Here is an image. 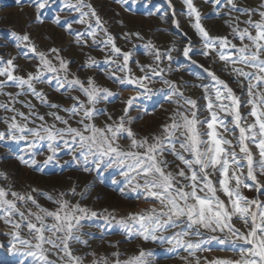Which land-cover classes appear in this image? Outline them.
Masks as SVG:
<instances>
[{"label":"snow or ice","instance_id":"snow-or-ice-1","mask_svg":"<svg viewBox=\"0 0 264 264\" xmlns=\"http://www.w3.org/2000/svg\"><path fill=\"white\" fill-rule=\"evenodd\" d=\"M48 2L35 0L37 11L44 9ZM208 2L216 8L222 3L228 8L230 19L225 24L231 32L223 36L210 35L201 23V14L193 0H183L187 14L195 17L192 27L201 37L199 54L209 58L212 64L222 62L221 70L227 71L238 84L241 94L246 95L245 101L228 80L192 59L194 49L190 39L182 49L173 46L161 50L149 42L144 47L153 59L147 64L136 61L141 75H135L129 67L133 52L123 51L116 45L115 37L108 33L92 5L86 0H75V3L65 0L68 9L78 13L79 18L74 22L85 25L83 32H75L76 43L86 45L84 37L89 36L93 45L107 48L109 55L104 63L114 66L109 76L120 85L137 89L138 95L130 97L123 114L113 120L97 105L118 93L97 85L93 77L86 81L76 76L69 79L70 62L59 56V49L48 50L57 54L53 59L58 64L53 63L48 53L37 51L29 34L11 32L22 54L26 57L32 54L39 63L34 71L18 75L16 57L7 60L0 57V95L7 97L0 102V109L11 113L2 118L5 130L0 131V142H24L22 151L29 158L21 155L18 159L29 166L38 164L35 156L46 148L49 154L43 160L44 165L58 163L59 154L64 153L71 158L66 164L82 163L85 172L95 170L99 174L115 169L125 184L121 193H127L131 199L152 201L150 207L128 211L117 218L115 210L105 209L100 213L79 201L73 203L65 198L67 192L55 197L41 193L54 204V208L49 209L33 196L36 189L23 193L10 186H0V222L10 229L0 232L9 238L7 245L0 243V248L7 246L12 253L31 258L30 262L21 260L19 264H85L88 255L92 257L89 264H152L153 251L143 247L125 259L120 258L119 250L110 256H97L95 251L75 254L78 250L74 244L87 247L89 240L84 237L94 236L83 231V222L98 216H103L110 227H118L128 239L165 243L169 252H186L187 255L181 257L185 264H201V257L196 253L209 250L206 246L213 243L235 255L204 258V264H264V199L261 198L264 197V180L261 179L264 177V0L255 7L239 0ZM233 11L239 15L231 17ZM60 20L57 16L55 22L59 24ZM241 24L244 27H240ZM67 30L73 32L71 23L67 24ZM99 32L104 33V39H97ZM132 35L143 39L139 33H125L124 38ZM237 40L239 44L234 42ZM173 51L207 74L209 82L197 85L203 89L198 98L204 101L202 105L198 99L181 91L186 81L167 78L165 69L160 67L167 61L168 72L173 71L172 64L177 60ZM98 63L91 59V64L85 66L94 67ZM118 72L125 75L118 76ZM156 78L165 87L150 88ZM38 84L49 87L55 84L56 91L72 89L86 99L70 96L72 104L64 107L51 102L43 88H37ZM9 87L17 91H5ZM156 94L163 95L177 107L169 117L170 123L163 124L159 134L137 138L128 113L139 95L147 99ZM21 96L32 97L56 111L40 114L31 99L21 100ZM17 104L28 111L18 109ZM242 107H248L246 115L241 112ZM61 111L66 115H61ZM204 112L207 115H202ZM101 115H107V120L98 125L96 119ZM46 117H51L52 122ZM122 140L129 143L125 145ZM166 154L174 159H167ZM0 176L7 179L6 174L0 173ZM243 189L258 195L250 198L244 195ZM70 192L73 197L76 195L75 188ZM80 196L84 199L85 193ZM119 244L117 241L111 246L118 249Z\"/></svg>","mask_w":264,"mask_h":264},{"label":"rangeland","instance_id":"rangeland-1","mask_svg":"<svg viewBox=\"0 0 264 264\" xmlns=\"http://www.w3.org/2000/svg\"><path fill=\"white\" fill-rule=\"evenodd\" d=\"M86 2L90 3L95 9L108 33L115 37L116 45L123 51L131 50L133 52L129 67L135 75H141L136 61L140 64H147L153 59L151 53L144 47L149 42L161 50L172 48L173 46L182 49L185 44L189 43L190 39L194 49L192 59L205 67H211L221 78L228 80L230 86L236 90L242 101L246 100V95L241 94L238 84L232 81L227 71L221 70L222 62L212 64L209 58L199 54V50L202 49L201 37L192 27L195 17H190L187 14L188 9L184 5L183 0H86ZM239 2L255 7L260 3V0H239ZM72 3H75V0H72ZM193 3L201 14L202 25L209 31L210 35L223 36L231 32V28L225 24V21L229 20L230 16L228 8L224 7L223 3L219 8H216L208 0H193ZM37 15L40 17L39 20ZM230 15L231 17H236L239 13L233 11ZM57 16L61 17L59 24L55 22ZM78 18V13L74 10H69L65 0H49L47 6L44 9H40L39 12L35 6V0H0V57L5 60L13 56L16 57L15 63L19 65L16 73L18 75L34 71L35 65L39 63L38 59L34 58L32 54L27 57L22 54V49L16 47L11 32L29 34L32 42L37 47V51L48 53L49 49H59V56L70 62L68 64L69 79L76 76L86 81L88 77H93L97 85L107 87L118 93V95L103 100L97 105V108L105 109L106 113L110 114L115 120L123 114L122 110L125 107V102L130 97L138 95L137 89L135 86L120 85L115 82L114 78L109 76L114 66L104 63L105 57L109 55L107 48L101 45H93L92 38L89 36L84 37L87 40L86 45L76 43L75 32H83L85 30V25L74 22ZM245 18L241 17V19ZM68 23L72 24L73 32L71 33L67 30ZM240 27H244V25L241 24ZM125 33H139L143 39H139L134 35L125 39ZM184 34L187 35L185 36ZM104 38V33L99 32L97 39ZM234 42L239 44L238 40ZM48 55L49 59H53L57 54L48 53ZM172 55L177 57L176 62L172 64V72H168L167 61L160 65V67L165 69V76L177 82H180L181 79L186 81L187 85L181 91L186 96L198 99L202 95L203 89L197 85L209 82L207 74L198 65L191 64L177 52L173 51ZM90 58L95 59L99 63L94 67L85 66L86 64H91ZM53 63L58 64L55 59H53ZM117 75L122 76L125 73L118 72ZM149 87L159 89L165 86L159 78H156ZM37 88H43L51 102L59 103L64 107L72 104L73 101L69 99L70 96L79 95L81 99H86L82 93L72 89L56 91L55 84L51 87L47 84H38ZM5 91L14 93L17 89L9 87ZM6 99V96L0 95V102ZM20 99H31L40 114L56 111V109H49L47 105H41L38 100L32 97L21 96ZM175 99L176 97H173V100ZM198 102L201 105L204 103L203 100L199 99ZM16 107L22 111H28L27 108L22 107L20 104H17ZM176 107L175 103H169L161 94L153 95L147 99L143 95H139L128 113L132 118L130 126L137 134V138L142 136L150 137L153 133L159 134L161 126L165 123H170L169 117ZM247 111L248 107L241 108L243 114L246 115ZM60 114L66 115L62 111ZM7 115H11V113H6L0 109V131L5 130L2 118ZM202 115H207V113L204 112ZM46 119L49 123L52 122L51 117H46ZM106 120L107 115H101L97 117L96 123L102 125ZM121 143L126 145L129 141L122 140ZM24 147V142H0V173L7 176V179L0 176V186H10L13 190L23 193L36 189L37 191L32 193L33 196L46 208H54V204L47 199V195L55 197L62 192L68 193L65 197L66 199H70L73 203L79 201L91 210L100 213H103L105 209L109 212L115 210L114 214L117 215V218L128 211H139L152 205V201L143 198L131 199L127 193H121L120 189L125 187V184L123 183V177L115 169L101 171L99 174L95 170L85 172L82 163L79 165L75 162L66 164L65 161H71V158L64 153L59 154L58 163L53 162L44 165L43 160L49 154L46 148L41 149L35 156L38 164L29 166L21 163L20 159H18L21 155L25 159L29 158L28 154L22 151ZM166 158L169 160L174 159L168 154H166ZM261 179L264 180V177H261ZM72 188L76 190L74 197L70 192ZM242 191L244 195L250 198L258 195L255 191L249 189H243ZM81 193H85L84 199H81ZM261 198L264 199V197ZM29 207L36 211V208L31 204ZM237 226L239 227V224ZM9 230L8 227L0 222V232ZM83 231L93 233L94 236L84 237L89 240L87 247L82 244H74L73 247L78 250L75 254L85 255L95 251L97 256H110L112 252L119 250L121 252L120 258L125 259L127 255H131L140 247H143L153 251V255L150 257L152 264H185L181 257L186 256V252H169L167 251L169 246L165 243L145 242L140 238L128 239L118 227H110L103 216L83 222ZM8 239L7 236L0 235V243L7 245ZM117 241H120L118 249L111 246ZM206 247L209 250L196 253L197 256L201 257V264H204V258L211 260L216 257L235 255L232 251L225 250L215 243ZM91 259L90 255L86 256L85 264H89ZM21 260L30 262L31 258L14 254L8 250L7 246L0 248V264H19ZM189 260H194V257H189Z\"/></svg>","mask_w":264,"mask_h":264}]
</instances>
